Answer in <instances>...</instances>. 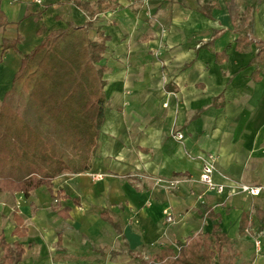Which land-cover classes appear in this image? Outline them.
Here are the masks:
<instances>
[{
	"label": "crops",
	"instance_id": "obj_1",
	"mask_svg": "<svg viewBox=\"0 0 264 264\" xmlns=\"http://www.w3.org/2000/svg\"><path fill=\"white\" fill-rule=\"evenodd\" d=\"M120 3L99 18L111 35L102 60L109 107L91 170L61 174L52 188L29 195L0 192L15 203L11 208L1 196L0 229L9 242L25 245L15 264H148L162 247L210 232L215 223L231 238L237 259L264 264V70L253 79L255 41L238 48L245 27L264 39V0ZM0 5L8 20L0 26L1 101L21 53L42 39V24L49 31L86 16L68 0ZM18 37L17 48L4 46ZM216 51L225 52L221 60ZM207 152L216 155L222 192L200 179ZM91 172L104 176L94 179ZM233 183L262 189L231 192ZM14 211L27 226L24 236L12 234ZM4 217H10L6 226Z\"/></svg>",
	"mask_w": 264,
	"mask_h": 264
},
{
	"label": "trees",
	"instance_id": "obj_2",
	"mask_svg": "<svg viewBox=\"0 0 264 264\" xmlns=\"http://www.w3.org/2000/svg\"><path fill=\"white\" fill-rule=\"evenodd\" d=\"M68 1L84 12V23L68 20L65 26L49 31L42 24V39L21 53V65L0 101V192L29 195L42 185L52 188L61 174L90 171L98 155L109 107L105 88L108 67L102 60L111 39L99 18L121 3ZM7 22L0 5V26ZM242 30L238 48L245 50L256 42L257 51L249 64L254 65L252 77L258 80L264 70V39H256L247 27ZM20 40H6L4 46L17 48ZM216 54L221 60L225 52ZM206 214L213 217L210 207ZM14 217L12 234L26 235L24 219L15 211ZM244 222L243 218L242 227ZM231 245V238L215 223L210 232L162 247L147 263L231 264ZM0 246L4 250L0 264L18 263L25 251L19 240L9 242L2 229Z\"/></svg>",
	"mask_w": 264,
	"mask_h": 264
},
{
	"label": "built area",
	"instance_id": "obj_3",
	"mask_svg": "<svg viewBox=\"0 0 264 264\" xmlns=\"http://www.w3.org/2000/svg\"><path fill=\"white\" fill-rule=\"evenodd\" d=\"M40 2L41 0H37ZM175 136L179 139L183 138L184 133L182 131H177L175 133ZM215 163H216V155L213 152H207L204 153L202 156V170L200 174V179L201 181L206 185V187L210 190H215L217 192H222L226 188V184L223 182H218L214 178V168H215ZM92 178H101L104 176L103 172H91L90 173ZM180 179H174L172 181V184H175L179 182ZM261 187L257 185H252L249 183H233L231 184L230 190L231 192H234L236 190H240L246 193L250 194H259L261 191ZM167 218L169 220H172V213L171 211H167ZM255 245L257 247H260L261 245V238L257 236L255 238Z\"/></svg>",
	"mask_w": 264,
	"mask_h": 264
},
{
	"label": "rangeland",
	"instance_id": "obj_4",
	"mask_svg": "<svg viewBox=\"0 0 264 264\" xmlns=\"http://www.w3.org/2000/svg\"><path fill=\"white\" fill-rule=\"evenodd\" d=\"M101 17H103V16H101ZM90 34L91 35H93L94 34V31L93 30H90ZM2 195H4V194H1L0 193V198H1V196ZM5 199H3L4 201L3 202H6L11 208L13 207V206H15V203H14V198H12V196L10 195V194H5L4 196H3ZM0 202H2V199H0ZM2 202V203H3ZM4 204V203H3ZM0 205H2V204H0ZM2 207V206H1ZM0 207V209H2ZM11 211V210H10ZM1 212V211H0ZM9 220H10V217L8 218ZM8 219H6V217H4L3 219H2V223H3V226L5 225H7L8 224ZM255 246V245H254ZM235 253L236 252H233L232 253V264H246V262L245 263H243L240 259H237V257L235 256Z\"/></svg>",
	"mask_w": 264,
	"mask_h": 264
}]
</instances>
